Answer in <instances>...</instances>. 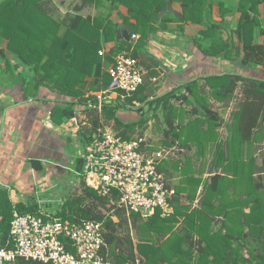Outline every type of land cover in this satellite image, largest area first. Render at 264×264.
<instances>
[{"label":"crops","instance_id":"0c3cea01","mask_svg":"<svg viewBox=\"0 0 264 264\" xmlns=\"http://www.w3.org/2000/svg\"><path fill=\"white\" fill-rule=\"evenodd\" d=\"M128 2L138 10L145 5L144 0ZM252 2L249 0L247 9L258 16L260 25L252 40L248 33L245 44L238 34L242 16L239 0H207L199 19L190 21L182 20L183 6L177 0H169L163 8L173 11L161 15L162 9L155 19L149 18L151 7L140 17L141 12L136 10L132 14L122 0H40L41 9L60 23L61 37L77 17L91 21L81 23L80 30L87 47H93V41L99 47L96 61L100 75L94 76V64L78 73L86 81L84 100L47 85L36 90L33 73L10 52L8 40L0 34V188L8 189L14 205L26 203L37 188L50 184L53 173L64 172L70 166L73 157L68 150L73 144L72 136L93 123V114L98 113L101 122L107 121L102 111L87 103L89 99L97 101L110 87L111 82L104 86V74H109L117 53L126 51L139 60L144 73L137 99L129 103L116 93L112 95L113 103L121 105L118 116L127 123L139 120L143 108L146 110L142 99L178 93L192 81L198 83L204 98L205 93L215 97L209 86L211 77H242L229 96L218 95L208 102L205 99L208 104L216 103L215 107L209 105L218 113L216 121L195 114L196 105L192 107L194 117L185 125L196 134L187 135L185 131L184 147L190 144L188 147L194 148L198 159L210 161V177L202 179V193L205 180L210 181L217 173L225 182H231L228 189L231 188L232 198L226 202L233 207L249 211L256 198L264 202V91L256 90L254 83L264 82V0H259L255 9L251 8ZM134 34L137 38H133ZM165 60L170 64H165ZM23 77L30 82L27 84ZM96 78L98 83L94 84ZM57 106L74 108L75 116L61 123L54 121L51 114ZM197 117L199 120L194 121ZM33 160H39L43 169L36 170Z\"/></svg>","mask_w":264,"mask_h":264},{"label":"trees","instance_id":"16d2710c","mask_svg":"<svg viewBox=\"0 0 264 264\" xmlns=\"http://www.w3.org/2000/svg\"><path fill=\"white\" fill-rule=\"evenodd\" d=\"M168 1L144 0L145 5L138 10L128 0H122L129 5L132 14H135L136 10L141 12L140 17L143 16L144 10L147 14L146 10L151 7L148 13L150 19H155ZM177 1L182 3L184 11L182 20L185 21L198 20L207 2V0ZM258 1L253 0L251 8L255 9ZM248 4L249 0H239V10L242 11V16L238 34L245 44L249 40L247 39L248 33L252 40L255 36V29L260 25L258 16L247 9L250 8ZM85 22L91 23L89 19L77 17L75 24L69 27L65 36L61 37L59 35L60 23L41 9L40 0H3L0 3V34L8 40L7 48L10 52L17 55L20 63L33 73L34 89L37 90L40 86L47 85L62 93L78 97L80 100H84L83 88L86 86V81L84 76H79L78 73L81 71L83 73L84 68L94 64L96 67L94 76L100 75L99 64L96 61L100 56L99 47L94 41L92 42L93 47L90 45L87 47L88 42L80 30V24ZM148 28L152 30L150 24ZM246 46L243 48L244 60L248 58ZM86 74L85 72L84 75ZM105 74L104 86H107L111 82V77L110 74ZM240 78L242 77L224 74L213 76L208 81L215 97L218 95L227 97L233 93L236 81ZM23 80L27 81V84L30 82L24 77ZM96 83H98V78L94 81V84ZM254 83L256 90L264 91V82L254 81ZM199 87L196 81H192L186 84L184 92L180 95L177 92H167L152 100L142 99L141 104L148 103L150 109L143 108L137 121L128 123L122 121L118 116L121 105L113 102L103 105V117L107 121H114L118 125V130L123 128V131L118 132L120 135L130 138V131L148 122L150 113L158 112L160 109L166 114L165 138L173 136L172 142H176L175 139H180L185 131H179L177 127L173 117L176 107L172 99H183L190 102L191 94L199 102L195 103L196 106L193 108L195 114H198L202 108L207 119L211 121L219 119L218 113L204 101ZM137 93L127 99L129 103L137 99L135 97ZM74 114L75 110L72 107L57 106L52 111L51 117L54 121L61 123L75 116ZM91 118L93 127L88 131L90 132L88 140L96 131L97 126L101 125L98 113L92 115ZM196 120H199V117L194 121ZM190 133L196 134L195 130L188 127L187 135ZM166 144L171 143L166 141ZM32 165L36 170L43 169L39 160H33ZM191 171L193 170L187 168L185 184L175 187L176 195L173 197L175 214L172 216L162 217L159 211L145 220L134 212L128 216L125 209L116 204V193L113 197L100 196L84 181L81 187H76L69 194L68 199L57 207V215L69 222H78L82 219L102 221L108 244L107 256L120 264L129 261L136 264L137 256L141 258V264H264L263 200L256 198L249 211L243 207H233L224 199L225 190L229 188L231 182H225L220 174L215 173L210 181L205 180L204 182V193L199 206L192 209L187 206L184 211L179 203L181 194L188 187L189 198L193 200L196 197L197 188L202 183L199 176H188ZM248 194L251 195V193ZM34 197L30 195L28 202L14 205L8 189L0 188V249L12 247L10 226L14 211L27 213L37 210ZM215 199H218L219 203H216ZM220 221L222 225L218 226ZM179 223L181 224L177 227ZM122 227L128 230L137 229L140 235L138 242L134 241L129 232L126 237H123L120 233ZM123 244L128 246L124 247ZM119 246L120 250H116ZM15 262L16 264H45L41 261L25 259H17Z\"/></svg>","mask_w":264,"mask_h":264},{"label":"built area","instance_id":"2783aa9c","mask_svg":"<svg viewBox=\"0 0 264 264\" xmlns=\"http://www.w3.org/2000/svg\"><path fill=\"white\" fill-rule=\"evenodd\" d=\"M165 64L170 62L165 60ZM109 74L110 87L97 101L89 99L87 106L102 111L104 104L113 102L115 93L126 102L144 82L139 60L126 51L117 53ZM145 141L142 137L125 138L109 126L100 127L84 143L81 169H65L81 175L100 196L113 197L116 193L117 205L129 215L134 212L148 219L159 211L162 217L170 216L176 188L161 169L163 151L149 153ZM43 187L32 193L35 212L14 211L10 226L12 247L0 249L1 264H12L17 259L45 264H120L107 256L104 223L93 219L64 220L56 210L66 200L43 196L52 185ZM136 264H140L137 259Z\"/></svg>","mask_w":264,"mask_h":264},{"label":"rangeland","instance_id":"374dc122","mask_svg":"<svg viewBox=\"0 0 264 264\" xmlns=\"http://www.w3.org/2000/svg\"><path fill=\"white\" fill-rule=\"evenodd\" d=\"M184 92L183 88L178 90V94H182ZM194 96L190 97V102L184 101L183 99H172L173 105H175L176 109L174 110L175 112L173 113L175 116L174 119L176 121V124L178 125L179 131H187V127L185 125V122L190 120V117H194V113L191 111L192 107H194L195 103L194 101ZM204 98V97H203ZM215 97L212 95H207L205 93V99L208 100L211 99L213 100ZM197 102V101H196ZM206 102V101H205ZM210 103V102H209ZM147 105L145 106L146 110L150 109V105L146 103ZM212 107H215L216 103L213 102L211 104ZM204 114L203 112H199L198 115ZM95 115V114H93ZM204 116V115H203ZM166 114L162 112L160 109L158 112H153L152 114L150 113V120L148 122H145L141 124V126L136 127L134 131H130V137L136 138V137H142L146 141L147 145V151L149 153H154L158 151H163L164 153V160H162V171L166 175V177L169 179V181L174 184L175 186L180 185V184H185V170L190 167L191 175L194 176H199L201 179H209L210 177V170H209V160H200L198 159L199 155L193 153L194 148L188 147L190 144H187L186 147H184V142L186 141L185 139V132H183L182 136L175 139L176 142H172L173 136H169L167 139L165 138V129L167 128L166 126V120H165ZM101 125L97 126L96 131L98 128L102 127L104 129L105 126L111 127L113 130L116 132H121L123 131V128H120L118 130V125L115 124L114 121H104L101 122ZM93 127V123L91 122V125H85L83 128H80L78 131V135L72 136L73 139V144H70L69 146V155L73 157V160H71L68 164L71 167H74L75 169L77 168V162L79 158H82V156L85 153V145L84 143L88 141V136H90V131L91 128ZM67 130V129H66ZM95 131V132H96ZM77 134V133H75ZM171 135V133H170ZM202 138V135H201ZM166 141H168L171 144H166ZM194 145V144H193ZM192 147H195L192 146ZM193 157V158H191ZM78 170V169H77ZM212 170V169H211ZM80 171V170H79ZM208 173V174H207ZM82 176L77 174L74 170L71 171L70 168L65 170L64 172H58V173H53L51 179H50V185H52L51 188H49L48 192L46 194L43 193V196H49L48 198H52L53 200H67L69 197V194L74 191L76 187H81L82 184ZM84 181V180H83ZM85 182V181H84ZM203 183V181H202ZM202 183L200 184L199 188H197V193L196 197L191 200L189 198V189L185 185H182L183 187H186V190L183 191L181 194V200L179 201L180 205L183 206V210L186 211V207L189 206L190 209L194 207L199 206V201L201 199V196L203 195L202 193ZM231 186V184H230ZM77 188V189H78ZM231 189V188H230ZM225 190V195L224 199H231L232 198V192L231 190ZM217 203V201L215 200ZM178 203V204H179ZM117 204V200H116ZM126 211V210H125ZM126 214L130 216L127 212ZM175 214V207L172 212V215ZM220 218H222L220 216ZM143 219V218H142ZM145 220V219H143ZM181 222V220H180ZM181 223L177 225V227L180 226ZM222 225V221L218 223V226ZM130 233V236L134 239L135 242H138L137 239H139V234L137 229H131L128 230L125 227H122L120 230V233L123 237H126V235ZM156 237V235H154ZM122 246H128L126 244H123ZM123 247V248H124ZM112 248H110L111 250ZM120 250V246L116 248V250ZM112 257V256H111ZM137 260L141 264V258L137 256ZM132 263V261H129ZM128 263V262H126ZM16 264V262L12 263Z\"/></svg>","mask_w":264,"mask_h":264},{"label":"water","instance_id":"95a60500","mask_svg":"<svg viewBox=\"0 0 264 264\" xmlns=\"http://www.w3.org/2000/svg\"><path fill=\"white\" fill-rule=\"evenodd\" d=\"M169 11H173V10H172V9H169V8H167V9H163V10L161 11V15L164 14L165 12H169ZM82 162H83V159H82V158H79V160H78V162H77V167H78V169H81V167H82ZM0 264H1V262H0Z\"/></svg>","mask_w":264,"mask_h":264}]
</instances>
